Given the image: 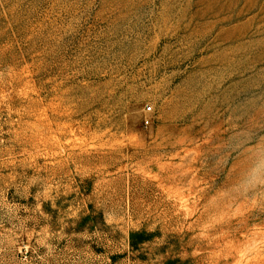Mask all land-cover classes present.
Instances as JSON below:
<instances>
[{"label": "rangeland", "instance_id": "rangeland-1", "mask_svg": "<svg viewBox=\"0 0 264 264\" xmlns=\"http://www.w3.org/2000/svg\"><path fill=\"white\" fill-rule=\"evenodd\" d=\"M0 264H264V0H0Z\"/></svg>", "mask_w": 264, "mask_h": 264}, {"label": "built area", "instance_id": "built-area-1", "mask_svg": "<svg viewBox=\"0 0 264 264\" xmlns=\"http://www.w3.org/2000/svg\"><path fill=\"white\" fill-rule=\"evenodd\" d=\"M146 123L148 124L149 123V120H147Z\"/></svg>", "mask_w": 264, "mask_h": 264}]
</instances>
